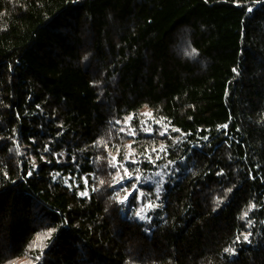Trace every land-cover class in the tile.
I'll return each mask as SVG.
<instances>
[{
  "label": "trees",
  "instance_id": "obj_1",
  "mask_svg": "<svg viewBox=\"0 0 264 264\" xmlns=\"http://www.w3.org/2000/svg\"><path fill=\"white\" fill-rule=\"evenodd\" d=\"M0 264H264V0H0Z\"/></svg>",
  "mask_w": 264,
  "mask_h": 264
},
{
  "label": "rangeland",
  "instance_id": "obj_2",
  "mask_svg": "<svg viewBox=\"0 0 264 264\" xmlns=\"http://www.w3.org/2000/svg\"><path fill=\"white\" fill-rule=\"evenodd\" d=\"M165 179V173L164 171H160V172H156L151 178L150 181L152 183H155V185H160L161 183H163Z\"/></svg>",
  "mask_w": 264,
  "mask_h": 264
},
{
  "label": "snow or ice",
  "instance_id": "obj_3",
  "mask_svg": "<svg viewBox=\"0 0 264 264\" xmlns=\"http://www.w3.org/2000/svg\"><path fill=\"white\" fill-rule=\"evenodd\" d=\"M249 10H251V9H249ZM192 51H193V53L195 52L194 49H193ZM225 127H226V126H225ZM29 174H30V173H29ZM85 184H87V179H85ZM133 191H135V188L133 189ZM81 195H87V193H86V192H85V193H81ZM129 195H131V193H129ZM141 195H142V194H141ZM124 199L127 200V196H125ZM121 202H123V201H121ZM146 206H147V207H152L151 204H148V205H146ZM253 207H254V205H253ZM141 211H143V209H141ZM136 215L139 216L140 213L137 212ZM141 218H143V217H141ZM245 239H247V237H246ZM226 251H232V250H231V249H227Z\"/></svg>",
  "mask_w": 264,
  "mask_h": 264
}]
</instances>
